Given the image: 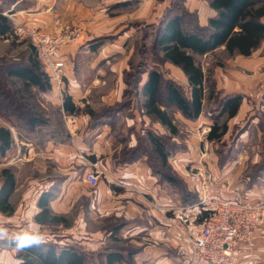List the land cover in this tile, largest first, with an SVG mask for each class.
I'll return each instance as SVG.
<instances>
[{
  "label": "trees",
  "instance_id": "obj_1",
  "mask_svg": "<svg viewBox=\"0 0 264 264\" xmlns=\"http://www.w3.org/2000/svg\"><path fill=\"white\" fill-rule=\"evenodd\" d=\"M203 1L214 10V14L208 17L206 24L200 23L197 12L188 10L183 0H171L157 22L144 23L145 27L153 28L152 48L156 49L155 56L147 54L146 48L138 49L144 60L135 63L133 60L128 61L129 68L123 71L125 87L122 93L124 97L132 91L141 94L143 97L141 103L138 104L130 98L122 99L100 114L112 117L117 112L125 110L129 112L132 103L137 105L141 117L145 116L149 119L148 126H140L139 130H136L134 125L129 126L126 134L130 136L131 133H135L136 142L114 152L113 158L117 163H131L145 157L152 174L176 186L182 205L186 206L195 205L199 201V196L188 190L182 180L169 173L168 158L181 148V145L173 139L178 131L172 121L174 111H179L187 119H196L203 110L207 77L196 60V55L213 53L223 46V51L227 55L248 56L264 39V22L261 20L264 17V0ZM12 30V22L0 9V38L10 34ZM146 33L144 32V36ZM105 38L110 37L101 36L93 39L95 44L92 45V49ZM165 62L181 69L186 77L188 89L174 79L164 76L158 65ZM41 64L36 47L32 43L26 61L0 64V114L6 117L18 134L23 133L27 138L48 130L49 139L66 142L69 134L61 119V113L77 111L68 92L63 93L61 103L57 104V115L54 119L44 116L40 110L33 109L27 101L25 102L32 87L40 92H47L52 87L50 77ZM12 83L15 88L11 86ZM211 88L212 93L217 92L213 85ZM241 100L242 95L239 93L220 97L218 102L220 112L225 113L228 118L232 117L238 110ZM161 105L165 109L161 108ZM128 114L132 115V113ZM143 121L142 119L141 123ZM155 122L164 126L166 132L157 131L152 126ZM226 129V123L219 124L216 119L211 124L206 138L220 140ZM44 140L45 137L38 142L43 143ZM12 143L10 127L0 125V158L11 148ZM254 166L252 172L246 171L245 174L248 178V187L256 183V180L264 174V148L260 161ZM161 167L169 169L168 173H164ZM0 175L2 177L0 210H6L10 208L8 197L15 187V176L10 167H2ZM49 199V192L40 195L38 200L40 210L34 217L36 221L45 225L57 224L61 219L52 215L48 207ZM208 214V211L199 208L200 219L204 220ZM124 225L125 221H119L107 230L116 242L121 241L116 234ZM7 240L6 243L15 245L13 239ZM138 250V247L118 243L106 244L92 252L74 244H58L44 240L38 246L17 251L16 264H133Z\"/></svg>",
  "mask_w": 264,
  "mask_h": 264
},
{
  "label": "rangeland",
  "instance_id": "obj_2",
  "mask_svg": "<svg viewBox=\"0 0 264 264\" xmlns=\"http://www.w3.org/2000/svg\"><path fill=\"white\" fill-rule=\"evenodd\" d=\"M149 2H153L152 7H150ZM170 2L171 0H130L118 4V7L108 9V12L111 10L110 14L117 15L119 18L118 25L115 28H118L121 24H127L128 26L132 25V29H130V34L132 33V35L128 36L120 46L121 53L111 55L108 57L107 62L102 60L96 62L95 67L90 66L91 63L94 62V55H96L97 51L90 50V46L84 47L85 42H81L83 37L69 49L72 51L71 67H73L74 78L78 84H80L79 89L75 91L73 95L77 111L71 113L78 118V122L82 120V124L78 123L76 132L78 135H80V133H88L84 135V138L80 137V142L83 141L85 145L91 146V148L98 145L99 148L98 150L96 149L95 153L103 160L106 154L109 155L110 152H118V149L127 144L129 140L127 141L126 138L122 139L120 137L121 132L125 133L124 131L127 125L134 123L138 128H140V126H148L147 122L145 123L143 121V123H141L143 119L141 117L142 114L138 111V108H136L137 105L135 106L133 103L129 112L128 110L117 112V114L112 117H106L107 114H100L109 109V106L122 99L130 98L138 102V104L141 103V99L143 98L141 94L132 91L124 97L122 94L123 91H118V64L125 58L126 64L127 61L130 60H133L134 63L141 59L144 60L138 50L140 47L146 48L147 54L149 53V55L155 56L154 51H156V49L152 48L153 28L145 27L144 23H149L151 21L157 22L165 7H167ZM142 3H146L149 7H140ZM183 4L190 11L195 10L200 18L208 14L207 5L203 0H183ZM65 15L64 19L68 17L69 24L72 23L71 20L79 19L78 16L73 13ZM10 21L13 25L14 20L11 18ZM144 32L148 34H145L146 38ZM115 37V35L110 36L109 39L112 41ZM103 41L104 39L98 43L101 44ZM31 43L29 38L20 36L14 30L13 25L12 32L0 38V64L26 61L30 52ZM235 56L236 55H227L223 51V47L213 53L196 55V60L201 65L207 77L203 98V110L199 117L196 119H188L187 122L178 120L175 117V113L172 115L178 129L173 139L180 142L182 146L180 152L182 155L181 161L176 160L177 157L175 158L174 155H171L168 158L170 171L169 169L167 170L169 173L171 172L175 177L182 180L186 184L187 189L195 194L197 193L198 196L202 194L201 184L204 180L208 181L212 189L222 195L223 193L229 194L232 191H240L242 194H245V192H252V188L249 189L247 185L248 178L245 177V174L246 171L251 170L250 172H252L255 167L254 165L260 161L262 157L264 148L263 101H259L257 98L255 100L253 97L250 98L251 108H248L239 119H230L225 113L220 112L221 109L218 103L219 98L227 94H236L238 93L236 90L240 88V84L244 85V87L248 84L246 78L250 76V71L243 69L240 59ZM149 62L151 65L152 62L150 59ZM41 65V67L45 69L43 63ZM128 66L129 65H126L127 68H129ZM158 67L163 71L164 76L174 79L183 85L185 89H188L185 76L181 75L177 68L173 67L168 62L159 64ZM103 76L106 81L102 79ZM18 84H20V81ZM211 85L217 90L216 93L211 92ZM11 86L15 88L13 83ZM244 87L243 89L245 90L241 93L239 92V94L244 96L247 99L246 101H248V98L252 96V94ZM29 90L27 94L28 98L25 102L27 101V104L33 109L40 110L44 116L54 119L57 115V103L51 102V98H47L48 95L50 97V94H48V92L36 91L33 87ZM67 90H69V88L67 89L66 86L63 88L62 93L67 92ZM52 91L57 94L54 87ZM262 95H264V92ZM161 107L165 108L163 105H161ZM128 113H132V115ZM61 114V119L63 120L64 114ZM216 119L219 124L226 123L227 129L220 140H209L206 138V135L210 130L211 124ZM0 125L9 126L12 134L14 133L13 135L17 136L15 127L11 126L9 121L2 114H0ZM47 133L48 130H43L32 135L30 138L35 136L38 142L43 137H47ZM21 135V137H26L23 133H21ZM18 147L24 149L25 146H22L19 142ZM79 147L81 148V146ZM78 149L79 148H74L76 152L79 151ZM85 151L88 150L85 149L84 152ZM81 166L82 165H76L74 167L76 175L80 174L82 170ZM161 168L164 173L167 172L166 169L163 167ZM23 174H31L38 178L43 177L48 180L53 177L51 175L54 174V170L51 168L49 162L43 161L38 162L35 166H26L23 170ZM59 174H61V171ZM155 177L157 180L152 184V187H159L158 189L167 191L170 197L178 194L176 186L166 180L160 179L159 176ZM107 178L109 180L108 176H101L100 184H102V186L104 182H107ZM116 187H118V185ZM94 188L90 189L91 191L88 193V196L84 195L75 200V206L71 209V213L64 214V217L68 219V221L72 223L73 221L70 218L77 216V214L81 212V208L87 199L86 197L93 199V196L97 194V192L93 191ZM262 188L264 189V174L256 180L252 193H262V191H264ZM113 190L108 197L110 199L108 206H105V200L102 201L100 199L98 204H91L89 209H87L86 206L84 207L86 208V212H88H85L86 214L83 220L85 223L84 229L85 231L91 232L92 235L83 232L81 225L83 221H81V223L80 221L75 222L73 239L68 236H61V239L57 238V234L65 235L73 229L70 228V230H66L67 226L64 225H46L40 232L45 238L52 241L58 242L59 240L61 243H72L81 248L86 247V250L92 252L101 249L106 244L119 243L120 245L138 247L136 242L143 243L146 241L145 238H138L137 236L130 237L128 235L127 237H123L119 232L116 235L121 238V241L116 242L112 236L110 237L109 232H107L111 225L123 221V219L118 218V189L113 187ZM120 196V200L124 205V210L127 208V204L131 205V203H136L141 206L143 203L138 202L139 198L130 190H125ZM146 196L150 199L153 198L149 196V194H146ZM262 196L264 195H261V197ZM66 215H68V218ZM85 237H90L92 240L88 241ZM99 238L102 239L101 244L96 245L93 243L94 240ZM74 239L76 242L73 241Z\"/></svg>",
  "mask_w": 264,
  "mask_h": 264
},
{
  "label": "crops",
  "instance_id": "obj_3",
  "mask_svg": "<svg viewBox=\"0 0 264 264\" xmlns=\"http://www.w3.org/2000/svg\"><path fill=\"white\" fill-rule=\"evenodd\" d=\"M128 1L130 0H0V9L3 10V14L7 15L9 19L12 18L14 21L37 27L41 30L60 29L68 23L69 18L65 17L64 19L65 14L69 15V13H73L77 15L79 19H73L71 21L72 23H76L73 25H77L81 28L83 32V39L81 42H85L84 47L90 46V50L97 51L96 55H94V62L90 65L91 67H95L96 62L102 60L107 62L108 57L111 55L121 53L120 46L128 36L132 35V33L130 34L132 25L128 26L127 24H121L118 28H115L118 25L119 18L117 15L110 14L111 10L108 12V9H113L114 7H118V4ZM152 4L153 2H149L150 7H152ZM141 5L140 7H149L146 3H142ZM206 8L208 9L207 16H202V18L199 17L200 23L202 24H206L208 17L214 14V10L208 5ZM261 20L264 22V17ZM114 35L117 38L115 37L112 41L109 38H105L103 43L92 49V45L95 44L93 39L96 37H110ZM71 53L72 51L66 53L67 61L63 70V88L66 86L67 89L69 88L67 92L72 96L74 102L73 95L74 92L79 89L80 84H78L74 78L73 67H71ZM235 57L240 59L243 69L250 71V76L246 78V81H248L246 87L240 84V88L236 91L241 93L245 90L243 89L244 87L251 92L252 96L249 95L248 101L242 96L243 99L240 102L238 110L230 119L241 118L246 110L251 108L250 98L252 97L264 103V95H262L264 92V39L250 55H236ZM118 65V91L122 92L125 87L123 71L127 68L126 65H128V61L126 64L125 58ZM171 65L177 68L181 75L185 76L179 67L173 64ZM111 70L114 71L113 69ZM102 79L106 81L104 76ZM52 88L53 84L51 89L47 91L48 94H50V97L48 95L47 98H51V102L60 104L62 100L52 91ZM62 113L64 114L63 123L69 134V138L66 142L53 141L51 138L49 139L48 134L43 143H38L35 137H21L22 135L18 133L17 136H15L13 133L11 148L0 158V169L2 167H10L15 176V187L8 197L10 208L0 210V220L4 221L5 227L8 229V237L4 240H0V263L16 264L18 262L16 256L18 250L15 245L6 243V241H8L7 239H13L17 233L26 229L30 223L37 224L39 226V231L46 226L36 221L34 218L36 213L40 210L38 200L43 192L50 193L48 207L52 215L61 218L58 222L59 224L57 223L56 225L67 226L66 230L73 228L65 235L57 234V238L61 239V236H68L73 239L75 222L80 221L81 223V221L84 220L85 214L88 213L84 207L86 206L87 209H89L91 204H98L100 199L102 201L105 200V206H108L110 202L108 197L114 187L118 189V218L125 221V225L121 228L119 234L123 237H127L128 235L130 237L137 236L138 238L142 237L146 239L143 243L136 242L139 250L134 256L133 264H186L189 254V245L186 237L176 231L171 223H164L162 221V214L152 207L151 202L157 201L174 205L176 207V212L169 213V215L174 214L176 217H183L185 219L184 223L188 234L196 233L203 222V220L198 217L199 208L196 205H182L179 193L170 197L167 191L160 190L158 189L159 187H152V184L155 183L157 179L155 177L156 175L152 174L150 167L145 162V157H141L131 163H117L113 158V152H110L109 155L106 154L104 160L99 158L97 153H95L96 149L98 150L99 148L98 145L91 148V146L85 145L83 141L80 142V137L84 138V135L88 134L86 132L85 134L80 133V135H78L76 132L78 123L82 124V120L78 122V118L75 117V125L72 128H68L66 124V114L68 113H64L63 111ZM174 113L178 120L184 122L188 121L179 111L176 110ZM143 120L145 123H149L147 117L144 116ZM172 121L174 123V119H172ZM131 125H134V123L127 125L126 130ZM134 126L136 130H139L136 125ZM152 126L157 130L159 129V132H166V128L160 123L155 122ZM126 130L124 131L125 133L121 132L120 136H122V139L126 138L127 141L129 140L126 144L127 146L134 145L136 142L135 133H131L130 136H128ZM173 137H175V135ZM176 141L180 144L178 140ZM19 142L22 146H25L24 149L18 147ZM79 146H81V148ZM74 148H79V151L76 152ZM85 149L88 151L84 152ZM180 151L179 149L177 153L173 154L175 158L177 157L176 160L178 161H181L182 154ZM94 160L99 161L101 168L109 177V180L107 178V182H104L103 186L100 184V179L99 184L95 188L91 187L83 180L84 170L88 168L89 161ZM43 161L50 163L51 168L54 170V174L51 175L53 177L46 180L43 177L38 178L31 174H23V170L26 166H35L38 162ZM76 165H82V170L78 175H76V171L74 170ZM60 171L61 174H59ZM1 183L2 177L0 175V186ZM116 184L118 187H116ZM253 187H255V183L249 187V189L252 188V192ZM92 188H94L93 191L97 192V194L93 196V199L86 197L87 199L81 208V212L78 213L77 216L70 218L73 221L71 223L64 217V214L71 213V209L75 206V200L84 195L88 196ZM125 190H130L134 193L137 198H139L138 202H143L141 206L136 203H131V205L127 204V208L124 210L120 195H122ZM252 192H245V194L252 199L264 197H261V195H264V191L258 194H253ZM146 194H149V196L153 198H148ZM223 195H225V193H223ZM66 216L68 218V215ZM81 225L83 232L92 235L91 232L85 231L84 221ZM85 239L88 241L92 240L90 237H85ZM44 240L52 241L48 238ZM73 241L76 242L75 239ZM101 242V238L93 241L96 245L101 244ZM57 243L72 244L61 243L59 240ZM83 249L87 248L83 247ZM233 263L264 264V219L247 241L244 253L240 256L233 257Z\"/></svg>",
  "mask_w": 264,
  "mask_h": 264
},
{
  "label": "built area",
  "instance_id": "obj_4",
  "mask_svg": "<svg viewBox=\"0 0 264 264\" xmlns=\"http://www.w3.org/2000/svg\"><path fill=\"white\" fill-rule=\"evenodd\" d=\"M14 30L29 38L36 47L38 57L45 66L53 87L60 100L63 97V70L67 61V52L82 37L79 26L67 24L60 29L48 31L14 21ZM68 128L75 125V116L66 114ZM101 176L107 174L98 160L89 161L83 172V180L96 187ZM202 194L195 204L208 211V216L194 234H188L185 219L175 213L174 205L152 201L151 205L162 214L164 223L184 235L189 245L186 264H234L233 257L244 253L247 241L264 219V197L252 199L240 191L222 195L212 189L209 182L201 184Z\"/></svg>",
  "mask_w": 264,
  "mask_h": 264
},
{
  "label": "clouds",
  "instance_id": "obj_5",
  "mask_svg": "<svg viewBox=\"0 0 264 264\" xmlns=\"http://www.w3.org/2000/svg\"><path fill=\"white\" fill-rule=\"evenodd\" d=\"M8 237V229L5 227L4 221L0 220V240ZM45 237L40 233L39 226L35 223H30L26 229L17 233L13 237V242L18 251L31 248L34 245H39L44 241Z\"/></svg>",
  "mask_w": 264,
  "mask_h": 264
}]
</instances>
